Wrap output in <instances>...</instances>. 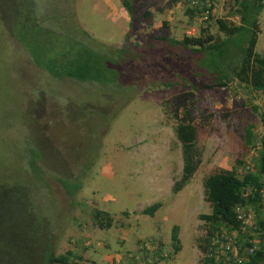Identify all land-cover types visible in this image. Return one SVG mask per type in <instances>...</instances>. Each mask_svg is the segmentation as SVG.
<instances>
[{
	"label": "rangeland",
	"instance_id": "374dc122",
	"mask_svg": "<svg viewBox=\"0 0 264 264\" xmlns=\"http://www.w3.org/2000/svg\"><path fill=\"white\" fill-rule=\"evenodd\" d=\"M36 5L39 15L71 16L65 22L87 31L100 53L107 50L115 56L127 40L144 56L125 75L136 78L126 77L123 83H66L38 68L0 17V198L13 199V192L14 199H29L30 215L50 223L54 231L48 244L57 255L70 250L81 254L78 264H131L132 256L142 255L144 241L166 249L164 264H203L200 246L208 226L200 215L211 212L204 181L239 160L250 167L255 163L258 153L246 146L245 129L251 125L258 142L264 138V96L238 81L207 88L213 76L196 68L193 52L181 57L176 51L178 58H173L156 38L183 39L191 27L195 37L222 40L216 20L238 24L234 0H218L215 16L207 23L189 18L171 0H145L135 6L133 26L119 0H36ZM258 20L256 51L264 54V11ZM189 91L202 162L175 194L183 156L175 120L165 104ZM170 109L175 112L176 106ZM81 170L73 193L56 179ZM155 203L162 208L153 217L144 215ZM9 207L7 200L0 218L15 220L20 207H13L12 215ZM94 211L108 212L112 228L100 229L91 218ZM245 212L253 223L255 211ZM17 224L15 220L13 227ZM174 226H179L181 245L177 255H171Z\"/></svg>",
	"mask_w": 264,
	"mask_h": 264
},
{
	"label": "trees",
	"instance_id": "16d2710c",
	"mask_svg": "<svg viewBox=\"0 0 264 264\" xmlns=\"http://www.w3.org/2000/svg\"><path fill=\"white\" fill-rule=\"evenodd\" d=\"M119 1L130 16V26H133L135 6L145 0ZM171 2L179 3L186 16L200 21L209 7L206 0L195 5H191L190 0ZM217 2L215 0L212 4L214 8L209 18L202 22L207 23L214 18ZM234 4L238 24L216 20L220 32L225 36L222 40H216L213 35L195 37L191 27H187L183 39L167 36L156 39L169 47L168 53L173 58H178L176 51L182 52L181 57L187 51L193 52L196 68L206 70L213 76L207 88L227 87L238 81L258 96H264V54L256 51L260 32L258 19L264 11V0H234ZM0 17L5 28L9 27V33L29 52L34 64L50 77L66 83L110 87L123 83L126 77L131 76H125L127 71L144 56L136 49L140 47H131L127 40L117 49L115 56L109 55L107 50L105 53L98 52V45L97 50L87 31L75 23L65 22L71 16L39 15L36 0H0ZM145 17H150V13H146ZM12 23L13 27L10 26ZM182 63L186 65L184 61ZM167 67L170 68L171 64H167ZM131 77L136 78L135 75ZM168 84L171 86V83ZM192 98V92H183L176 95L172 103L165 104L169 109L167 114L171 113L175 120L174 132L181 144L183 156L182 175L173 186L175 194L192 180L202 162L200 129L194 123ZM172 105L176 106L175 112L170 109ZM245 144L249 150L254 149L258 153L252 167L239 160L235 167L218 169L204 181L205 200L210 204L211 212L200 215V219L208 226L206 238L200 246L204 254L203 264H264V138L258 142L254 127L250 125L245 129ZM82 175L81 170L70 176L60 175L56 179L69 193H73L77 190L76 184H79L75 178ZM9 194H12L13 199L0 198V214L7 200L12 207H9L11 215L13 207L19 206L20 210L15 213L16 227H13V218H0V233L4 235V261L0 257V264H78L79 260H83L82 255L73 250L57 255L55 246L48 244L54 236L50 223H39L30 215L29 199H14V193ZM162 206V203H155L144 209L143 214L153 217ZM239 208L244 209L248 224H243L238 218ZM245 209L255 211L253 223ZM123 214L129 216V212ZM91 218L100 229L112 228L113 217L108 212L94 211ZM16 243L19 246L13 249L12 245ZM147 243H141L142 255L132 256L134 260L131 264H150V261L158 264L164 260V256L167 257L166 249L161 244L151 241L147 246ZM172 243L171 255H177L181 251L179 226L173 227ZM27 259L29 263H26Z\"/></svg>",
	"mask_w": 264,
	"mask_h": 264
},
{
	"label": "built area",
	"instance_id": "2783aa9c",
	"mask_svg": "<svg viewBox=\"0 0 264 264\" xmlns=\"http://www.w3.org/2000/svg\"><path fill=\"white\" fill-rule=\"evenodd\" d=\"M201 0H190L191 5H195L197 2H200ZM208 3V8H206L205 12L203 13V19L202 20H207L209 18V16L212 13V9L214 8V6L212 7V4H214L215 0H206ZM237 213H238V218L243 222V224H247V221L245 219V216L243 214V209L239 208L237 209ZM252 251V250H251ZM153 261H150V264H152ZM138 264H142V263H138ZM158 264H164L163 262L159 261Z\"/></svg>",
	"mask_w": 264,
	"mask_h": 264
},
{
	"label": "clouds",
	"instance_id": "9594fccd",
	"mask_svg": "<svg viewBox=\"0 0 264 264\" xmlns=\"http://www.w3.org/2000/svg\"><path fill=\"white\" fill-rule=\"evenodd\" d=\"M242 208V207H241ZM243 212H244V209H243ZM247 221V220H246ZM247 224H248V221H247Z\"/></svg>",
	"mask_w": 264,
	"mask_h": 264
}]
</instances>
